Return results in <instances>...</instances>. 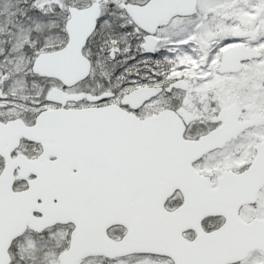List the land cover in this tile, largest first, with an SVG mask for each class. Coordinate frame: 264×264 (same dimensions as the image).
I'll use <instances>...</instances> for the list:
<instances>
[{"label": "snow or ice", "instance_id": "obj_1", "mask_svg": "<svg viewBox=\"0 0 264 264\" xmlns=\"http://www.w3.org/2000/svg\"><path fill=\"white\" fill-rule=\"evenodd\" d=\"M0 264H264V0H0Z\"/></svg>", "mask_w": 264, "mask_h": 264}]
</instances>
